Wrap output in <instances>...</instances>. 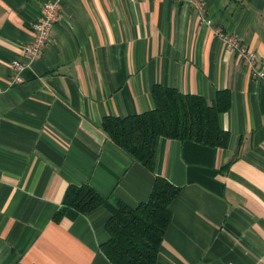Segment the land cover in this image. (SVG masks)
<instances>
[{
	"label": "crops",
	"instance_id": "crops-1",
	"mask_svg": "<svg viewBox=\"0 0 264 264\" xmlns=\"http://www.w3.org/2000/svg\"><path fill=\"white\" fill-rule=\"evenodd\" d=\"M47 1L0 0V264H112L101 249L110 212L56 219L66 192L88 185L135 207L156 176L181 188L157 264L264 260V79L216 32L264 70V0H71L11 85ZM157 85L209 102L228 90L229 145L162 138L155 173L116 146L103 120L151 111Z\"/></svg>",
	"mask_w": 264,
	"mask_h": 264
},
{
	"label": "trees",
	"instance_id": "trees-1",
	"mask_svg": "<svg viewBox=\"0 0 264 264\" xmlns=\"http://www.w3.org/2000/svg\"><path fill=\"white\" fill-rule=\"evenodd\" d=\"M154 109L128 116L106 117L102 127L110 140L148 171L155 173L159 142L162 138L195 142L212 148H226L230 134L220 125V115L229 111L231 95L220 91L209 102L200 95L183 94L175 89L155 86ZM181 188L156 176L146 202L135 207L122 201L102 198L88 185L70 186L61 218L72 208L87 215L99 207L110 212L106 224L109 235L101 249L112 264H157L166 230L171 222V204Z\"/></svg>",
	"mask_w": 264,
	"mask_h": 264
},
{
	"label": "built area",
	"instance_id": "built-area-1",
	"mask_svg": "<svg viewBox=\"0 0 264 264\" xmlns=\"http://www.w3.org/2000/svg\"><path fill=\"white\" fill-rule=\"evenodd\" d=\"M69 1L71 0H49L44 4L40 17L32 26L35 32L34 39L25 47L27 63L17 62L15 64L17 75L11 80V85L22 83L24 81L22 72L26 69L28 63L34 62L42 56L45 47L50 42L54 25L59 20L63 5ZM191 2L196 9L202 10V4L198 0H192ZM203 21L208 24L210 23V20L204 15ZM216 32L222 39L225 47L234 51L237 57L250 68L254 79H264V70L257 69L258 55L255 51L249 49L233 35L223 33L221 30ZM258 264H264V260Z\"/></svg>",
	"mask_w": 264,
	"mask_h": 264
}]
</instances>
